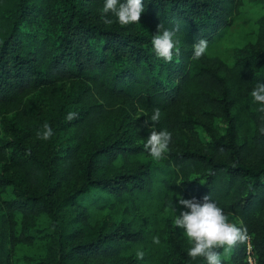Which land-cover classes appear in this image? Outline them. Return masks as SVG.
I'll use <instances>...</instances> for the list:
<instances>
[{"label":"trees","instance_id":"1","mask_svg":"<svg viewBox=\"0 0 264 264\" xmlns=\"http://www.w3.org/2000/svg\"><path fill=\"white\" fill-rule=\"evenodd\" d=\"M103 3L0 0V103H19L28 91L56 79H83L89 83L87 96L92 97L91 107L95 108L90 124L105 106L128 100L144 107L149 121L158 108L161 116L156 129L170 132L172 140L186 125L182 111L207 112L211 108L226 119L227 138H213L211 152H171L163 175L151 167L145 180L136 170L98 172L100 166H112L118 156L130 162V156L139 152L140 146L121 143L122 137L94 146L81 167L75 166L73 150L64 154L63 162L53 154L45 158L30 148L22 150L16 161L27 186L21 197L8 199L6 204L27 217L46 212L52 224L46 257L31 258L27 264H130L102 261L141 243L144 234L140 229L119 226L88 232L90 212L80 199L91 194L93 187L119 198L153 196L161 187L198 201L209 194L221 209L239 216L237 227H247L257 261L264 264V112H256V130L250 137L240 139L238 119L232 111L240 99L230 94L233 89L245 93L251 83L250 62L264 67V49L252 50L245 61L237 60L230 68L223 66V75L207 52L193 59V45L199 39L208 45L215 41L236 15L238 0H142L148 22L170 30L179 26L174 39L180 41V54L174 53L172 62L167 63L152 49L155 32L121 26L111 13L108 16L113 23L104 24ZM261 75L264 79V72ZM226 154H231L233 161L221 157ZM73 206L79 209L71 210ZM20 233L23 241L31 235ZM245 246H237L230 255L235 263L247 264ZM180 264L206 261L190 262L182 257Z\"/></svg>","mask_w":264,"mask_h":264},{"label":"rangeland","instance_id":"2","mask_svg":"<svg viewBox=\"0 0 264 264\" xmlns=\"http://www.w3.org/2000/svg\"><path fill=\"white\" fill-rule=\"evenodd\" d=\"M238 2V11L231 23L206 50L214 60V67L219 66L221 75L225 73L223 66L230 68L237 60L245 61L252 50L264 49V0ZM129 26L152 33L156 32L157 27L148 22L143 13L139 23ZM250 70L251 83L245 93L238 94L235 89L230 91V94H237L240 99L232 109L238 119L237 132L240 139L249 138L256 130L255 114L262 107L252 100L251 91L258 82L264 83L261 75L264 67L251 61ZM88 87L89 83L83 79H56L28 91L19 103H0V264H27L31 258L46 257L50 243L48 238L52 240V224L48 213L27 217L11 210L6 204L8 199L21 197L22 190L27 186V178L16 161V155L26 151V148L45 158L53 154L61 162L65 159L64 154L73 150L76 155L75 166L81 167L88 151L94 146L103 140L122 137L121 143L140 146L139 152L130 156V162L118 156L112 166H100L98 172L109 174L119 170H136L139 178L145 180L146 170L151 167L163 175V169L170 165L171 152L184 149L211 152L213 138H227V122L220 113L211 108L207 112L195 109L182 111L180 116L186 125L170 141L164 158L153 160L143 147L153 123L149 121L147 110L139 103L119 100L111 106H105L96 114L94 123L90 124L89 117L95 108L91 107L92 97L87 96ZM96 102L101 100L96 99ZM69 112H76L77 118L66 120ZM45 123L49 124L54 133L49 140L37 138V133L42 131ZM221 157L233 161L231 154ZM81 179L78 174V184ZM161 189L153 196L142 194L119 198L93 187L91 194L80 199L84 209L90 212L88 232L98 228L104 232L119 226L124 229H140L144 234L141 243L131 244L113 258L102 262L108 263L114 259L125 260L130 264H180L182 257L190 262L204 261L203 258L192 260L187 257L190 245L182 230L173 224L175 215L178 216L180 210L186 209L177 206L174 213L169 204L172 201L175 205L178 195L166 188ZM77 209L79 207H71V210ZM222 210L229 216V222L236 226L241 224V219L234 211ZM20 232L31 235L23 241ZM153 237H158L160 243L154 244ZM138 250L145 253L143 259L136 258ZM222 261L223 264H237L231 256L222 257Z\"/></svg>","mask_w":264,"mask_h":264},{"label":"clouds","instance_id":"3","mask_svg":"<svg viewBox=\"0 0 264 264\" xmlns=\"http://www.w3.org/2000/svg\"><path fill=\"white\" fill-rule=\"evenodd\" d=\"M144 12L142 0H104L102 7V20L104 24L110 25L113 20L109 18L111 13L121 26L139 23L141 14ZM179 26L175 29H166L162 24H158L156 32L152 37L151 45L157 58L163 59L166 63L172 62L174 53L179 56V40L174 39ZM208 47L205 39H199L193 45V59L201 58ZM252 100L262 107L259 111L264 112V83H257L251 91ZM76 112H69L65 119L72 121L76 119ZM160 110L154 109L150 120L153 122L152 131L149 133L144 149L149 153L153 160L159 161L168 152L171 141V133L168 131H157L155 124L160 120ZM147 121L145 124L147 125ZM264 133V128L261 129ZM54 135L53 129L48 123L43 125L41 132L37 133V138L49 140ZM26 154H30V149ZM177 206H181L179 215H175L173 224L175 228L181 229L190 247L187 249V257L195 260L203 258L206 264H223L222 257L227 258L239 245H250V236L246 226L237 227L236 224L229 222V216L217 206L210 198L209 194L197 200L177 197L174 205L172 201L169 207L175 213ZM153 243L159 244L158 237H153ZM145 253L138 250L137 259H143Z\"/></svg>","mask_w":264,"mask_h":264},{"label":"built area","instance_id":"4","mask_svg":"<svg viewBox=\"0 0 264 264\" xmlns=\"http://www.w3.org/2000/svg\"><path fill=\"white\" fill-rule=\"evenodd\" d=\"M245 261L247 264H259L256 255L252 249V245L250 248L247 245L245 246Z\"/></svg>","mask_w":264,"mask_h":264}]
</instances>
